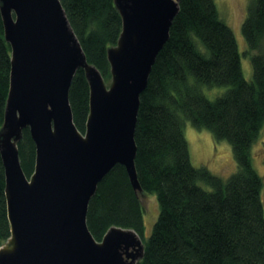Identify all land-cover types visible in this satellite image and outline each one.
Returning <instances> with one entry per match:
<instances>
[{
	"label": "trees",
	"instance_id": "1",
	"mask_svg": "<svg viewBox=\"0 0 264 264\" xmlns=\"http://www.w3.org/2000/svg\"><path fill=\"white\" fill-rule=\"evenodd\" d=\"M89 63L110 78L107 48L115 45L121 17L113 0H60ZM241 32L252 75L246 79L232 29L214 0H179L169 37L140 94L134 139L135 166L144 193L159 212L144 240V208L125 168L116 164L90 199L86 223L100 241L111 226L131 228L144 242L137 264H264L262 176L252 146L264 126V0H248ZM11 50L0 14V126L9 89ZM225 86L210 99L204 87ZM73 122L81 132L89 113V87L82 69L68 93ZM205 129L231 146L236 171L226 179L191 162L184 124ZM27 177L35 145L28 129L18 142ZM10 236L5 177L0 157V246Z\"/></svg>",
	"mask_w": 264,
	"mask_h": 264
},
{
	"label": "water",
	"instance_id": "2",
	"mask_svg": "<svg viewBox=\"0 0 264 264\" xmlns=\"http://www.w3.org/2000/svg\"><path fill=\"white\" fill-rule=\"evenodd\" d=\"M178 1L113 0L122 26L107 48V83L87 61L60 0H0L11 50L0 126L10 236L0 246V264H137L142 258L144 242L135 230L111 226L98 241L86 213L116 164L125 168L135 195H145L135 166L137 111ZM78 69L89 87L84 132L68 99ZM24 129L35 145L29 177L18 152Z\"/></svg>",
	"mask_w": 264,
	"mask_h": 264
},
{
	"label": "rangeland",
	"instance_id": "3",
	"mask_svg": "<svg viewBox=\"0 0 264 264\" xmlns=\"http://www.w3.org/2000/svg\"><path fill=\"white\" fill-rule=\"evenodd\" d=\"M219 17L232 29L238 49L241 53V67L246 79H251L252 68L250 58L254 52L246 54L248 47L241 32V23L245 17L248 0H214ZM109 78L105 79L108 83ZM227 87H204L205 95L213 99L221 95ZM184 136L188 143L191 162L194 166H204L214 175L226 179L236 171V162L231 146L226 141H214L209 131L195 128L189 121L184 124ZM252 164L262 176V199L264 204V126L252 146ZM144 208L143 239L149 236L157 219L159 206L152 194L145 193L140 197Z\"/></svg>",
	"mask_w": 264,
	"mask_h": 264
}]
</instances>
